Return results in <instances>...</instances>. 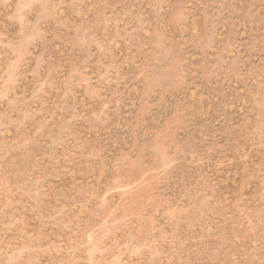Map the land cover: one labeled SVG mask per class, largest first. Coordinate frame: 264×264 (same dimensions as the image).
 <instances>
[{
    "label": "rangeland",
    "instance_id": "1",
    "mask_svg": "<svg viewBox=\"0 0 264 264\" xmlns=\"http://www.w3.org/2000/svg\"><path fill=\"white\" fill-rule=\"evenodd\" d=\"M0 264H264V0H0Z\"/></svg>",
    "mask_w": 264,
    "mask_h": 264
}]
</instances>
